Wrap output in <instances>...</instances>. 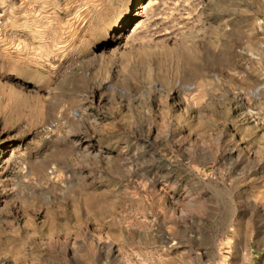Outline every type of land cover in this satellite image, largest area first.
<instances>
[{"label": "rangeland", "instance_id": "obj_1", "mask_svg": "<svg viewBox=\"0 0 264 264\" xmlns=\"http://www.w3.org/2000/svg\"><path fill=\"white\" fill-rule=\"evenodd\" d=\"M0 264H264V0H0Z\"/></svg>", "mask_w": 264, "mask_h": 264}]
</instances>
